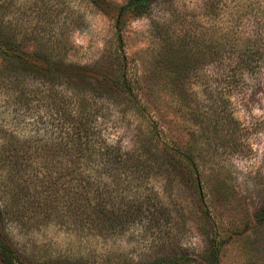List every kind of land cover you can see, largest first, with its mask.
<instances>
[{
    "label": "rangeland",
    "instance_id": "374dc122",
    "mask_svg": "<svg viewBox=\"0 0 264 264\" xmlns=\"http://www.w3.org/2000/svg\"><path fill=\"white\" fill-rule=\"evenodd\" d=\"M128 1L0 0L2 36L29 52L41 43L71 67L54 87L28 78L17 89L0 59L7 243L26 264H207L215 247L220 264H264V0H151L150 14L118 33ZM181 42L191 73L173 80L167 47ZM247 44L255 55L245 67ZM118 64L139 82L144 115L106 86ZM148 122L191 151L195 170L143 142ZM86 141L92 151L77 160ZM133 146L139 172L115 163ZM70 186L111 193L131 220L115 234L94 229L70 205ZM87 198L93 216L102 200Z\"/></svg>",
    "mask_w": 264,
    "mask_h": 264
},
{
    "label": "trees",
    "instance_id": "16d2710c",
    "mask_svg": "<svg viewBox=\"0 0 264 264\" xmlns=\"http://www.w3.org/2000/svg\"><path fill=\"white\" fill-rule=\"evenodd\" d=\"M92 3L99 5L101 0H91ZM151 0H129L126 4L117 8L116 11V22L115 27L118 30V33H121L127 24V19L130 16L134 17H143L147 14H150ZM156 25L155 30L159 28V24L153 23ZM158 26V28H157ZM0 26V30H1ZM190 46L189 43H180V45L175 48V46L169 45L167 48L172 54L170 60V65L173 67L172 72L170 73V78L173 80L181 76L187 77L191 73V61L189 53L191 50H187V47ZM123 48L122 38L120 37L117 40L116 53H119L117 56L124 60V57L120 56V50ZM251 45H246V49L241 54V62L245 67L250 66L254 53L250 51ZM258 47V53L260 52ZM0 59L2 60V68L6 71L7 75L12 79L17 89L23 86L28 78L43 80L52 87L55 85L54 76L59 77V73L62 71L63 74L69 78L70 75L66 72H69L71 67H66V64L62 60H57L53 57L50 49L43 47V44L39 43L38 48L34 51H27V47L23 45L18 39L13 35H1L0 33ZM69 69V70H68ZM57 71V72H55ZM51 73V75H50ZM58 79V78H57ZM30 81V80H29ZM108 85L109 90L118 95L123 99L124 103H128L132 106L133 110L137 115H144L148 111L147 105L143 104L142 95L140 91V84L137 81L130 79L124 65L118 64L117 69L114 74L107 80L106 86ZM53 90L52 88H49ZM141 96V97H140ZM153 122H148L147 131L143 132L145 136V144L151 145L153 148H156L160 155L169 163L172 164H185L191 166L193 170L195 166V158L192 157V153L188 148H181L179 144L174 141H163V136L161 131L155 125H152ZM158 142L161 144L158 145ZM86 144L80 143V146L76 149V159L81 160L84 155H87L88 152L92 151L93 146L86 141ZM142 143V144H144ZM144 144V145H145ZM75 146H78V143H75ZM157 146V147H156ZM137 150L135 146L132 147L131 151L127 153L120 154L115 163L119 165L120 168L133 169L135 172L141 171L140 169V157L136 156ZM22 172V171H21ZM134 172V171H132ZM91 186V185H90ZM70 191L72 195H77L78 198H72L71 203H73L74 209L83 216L82 220H89L93 224V228L97 229L105 234H115L118 230L122 229L129 222L130 217L133 216L131 212L123 217L122 214L114 211L113 199L111 193L103 194L99 192L98 188H91L84 186H70ZM90 192V194H89ZM94 192L96 197L101 199L102 202L96 204L95 213L92 216L91 214H85L86 207L91 206V201L86 199L88 195L91 196V193ZM99 195V197H98ZM95 198V197H94ZM84 200L86 205L81 202ZM86 200V201H85ZM107 208L102 212V208ZM132 209V208H131ZM7 205L3 206L0 202V256L4 264H26L23 262L20 255L15 252L10 244L7 243L5 229L2 228L4 218L2 215L7 211ZM99 213H97V211ZM96 213L98 215H96ZM101 215V216H100ZM74 216L78 217L76 212ZM97 216V217H95ZM80 217V216H79ZM81 218V217H80ZM55 264H63L62 262H57ZM71 264V263H70ZM75 264V263H74ZM78 264V263H76ZM152 264H196L189 262L186 258H163L162 260L155 261ZM207 264H220L219 258V249L216 247L213 249L211 260Z\"/></svg>",
    "mask_w": 264,
    "mask_h": 264
}]
</instances>
